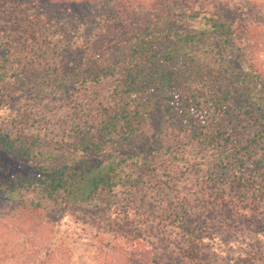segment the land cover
<instances>
[{"label":"rangeland","instance_id":"374dc122","mask_svg":"<svg viewBox=\"0 0 264 264\" xmlns=\"http://www.w3.org/2000/svg\"><path fill=\"white\" fill-rule=\"evenodd\" d=\"M179 2L196 9L216 5L233 25L247 28V37L238 38L229 53L237 64L254 62L264 70V0ZM169 3L36 0L21 9L0 0V44L20 53L26 65L43 53L75 62V55L103 49L99 65L105 72L95 84L12 91L9 102L0 104V129L38 132L43 143L36 160L13 157L0 148L1 183L16 173L36 177L39 167L57 166L70 157L119 159L135 151L149 156L157 142L172 148L159 160L158 185H119L66 209L47 202L37 210L0 202V264H264V164L259 158L264 149L241 166L231 164L233 144H224V166L218 150L160 131L154 117L141 123L143 139L129 150L120 142L97 154L72 145L73 124L109 100L121 53L133 42L124 39L159 11L165 13ZM202 27L201 17L177 24L179 30ZM12 77L14 81L15 73ZM255 130L251 125L248 133ZM135 159L125 167L131 180L144 172L132 164ZM239 175L245 182L238 181ZM21 191L27 202L37 201L32 190Z\"/></svg>","mask_w":264,"mask_h":264},{"label":"trees","instance_id":"16d2710c","mask_svg":"<svg viewBox=\"0 0 264 264\" xmlns=\"http://www.w3.org/2000/svg\"><path fill=\"white\" fill-rule=\"evenodd\" d=\"M5 1L24 9L36 0ZM201 6L204 9L189 8L179 0H170L165 13L159 11L136 35L124 39L133 42L121 53L109 100L86 112L85 118L72 126L69 136L75 148L97 154L120 142L129 150L143 139L141 123L154 117L160 131L186 138L202 149L218 150L224 166L228 164L224 162L227 152L221 147L228 143L233 144L231 164L243 166L256 159L264 149V70L254 62L237 64L229 53L238 38L247 37V28L233 25L216 5ZM199 17L204 20L201 29L177 28L179 22ZM101 52L103 49L80 53L74 56L75 62L53 59L51 53H36L39 59L26 65L20 53H10L0 44V104H7L16 88L48 91L100 82L105 74L99 65ZM251 125L256 130L249 134ZM42 141L38 132L0 129V148L13 157L36 160ZM171 150L170 145L157 142L149 156L140 157L135 151L119 159L70 157L57 166L39 167L36 177L16 173L11 181L0 182V202L31 205L36 210L47 202L66 209L119 185H158L159 160ZM134 156L132 164L144 172L131 180L125 175V167ZM172 157L178 158L175 154ZM259 158L264 164V152ZM236 178L245 182L241 175ZM22 189L35 192L37 201L27 202Z\"/></svg>","mask_w":264,"mask_h":264}]
</instances>
